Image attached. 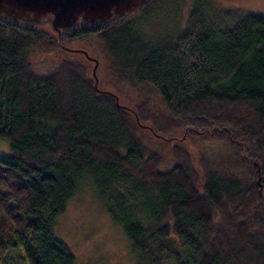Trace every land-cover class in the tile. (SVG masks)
Wrapping results in <instances>:
<instances>
[{"label":"trees","instance_id":"16d2710c","mask_svg":"<svg viewBox=\"0 0 264 264\" xmlns=\"http://www.w3.org/2000/svg\"><path fill=\"white\" fill-rule=\"evenodd\" d=\"M163 1L60 34L0 17V263L22 247L28 264H75L55 226L87 170L138 264H264V14L192 0L151 42L140 26ZM75 40L133 109L83 61L37 69ZM143 124L175 140L168 159ZM183 135L203 142L196 158Z\"/></svg>","mask_w":264,"mask_h":264},{"label":"rangeland","instance_id":"374dc122","mask_svg":"<svg viewBox=\"0 0 264 264\" xmlns=\"http://www.w3.org/2000/svg\"><path fill=\"white\" fill-rule=\"evenodd\" d=\"M211 8L241 10L264 14V0H206ZM192 6V0H164L154 8L152 16L140 26L146 39L154 42L167 34L173 27L182 24ZM88 55H87V54ZM91 57V59L88 58ZM101 58L97 49L81 40H75L49 52L35 57L37 69L49 70L64 59H76L87 64L92 72L96 66L93 58ZM99 87L118 94L120 103L129 108L135 107V101L125 90L117 91L105 83V70L100 62L97 71ZM140 134L147 144L159 150L165 159L174 139H165L155 135L148 127L140 128ZM178 135H181L178 134ZM179 137V136H178ZM181 143L196 158L203 142H196L192 137L183 135ZM11 153L10 144L0 139V154ZM108 203L100 194L95 177L85 170L74 196L68 201L64 213L58 218L55 235L66 243L75 254V264H138L139 257L133 250L132 241L108 210ZM0 264H28L22 247L13 248Z\"/></svg>","mask_w":264,"mask_h":264},{"label":"water","instance_id":"95a60500","mask_svg":"<svg viewBox=\"0 0 264 264\" xmlns=\"http://www.w3.org/2000/svg\"><path fill=\"white\" fill-rule=\"evenodd\" d=\"M148 1L149 0H0V17L21 21L35 26H47L60 34L63 29L71 28L78 24H94L116 19L128 11H134L140 8ZM88 58L91 59L89 56ZM93 60L94 64H96L92 70L96 89L99 92L111 93L115 96L118 105L125 107L120 103L118 94L103 90L99 87V77L96 71L100 63L97 58H93ZM142 126L150 129L146 124Z\"/></svg>","mask_w":264,"mask_h":264}]
</instances>
